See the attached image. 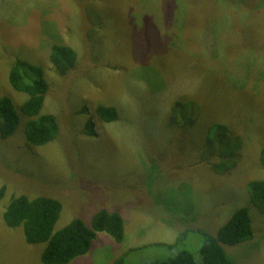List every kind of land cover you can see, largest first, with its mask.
Instances as JSON below:
<instances>
[{
  "label": "rangeland",
  "instance_id": "1",
  "mask_svg": "<svg viewBox=\"0 0 264 264\" xmlns=\"http://www.w3.org/2000/svg\"><path fill=\"white\" fill-rule=\"evenodd\" d=\"M85 13L99 24L88 44L77 32ZM54 43L97 62L62 78L48 59ZM15 56L47 72L43 112L58 118L59 133L40 147L24 139L25 96L8 82ZM4 95L19 123L0 139V264H42L44 243L27 244L21 227L2 219L19 194L61 202L54 231L74 218L89 228L100 209L121 215L120 243L98 232L68 264H111L124 253L126 264L163 262L185 230L179 248L198 258L199 231L216 236L241 207L251 238L223 245L225 253L233 264H264V214L246 192L248 181L264 179V0H0ZM99 104L115 106L118 120L100 121ZM174 106L181 108L170 118ZM215 124L240 139L224 141Z\"/></svg>",
  "mask_w": 264,
  "mask_h": 264
},
{
  "label": "trees",
  "instance_id": "2",
  "mask_svg": "<svg viewBox=\"0 0 264 264\" xmlns=\"http://www.w3.org/2000/svg\"><path fill=\"white\" fill-rule=\"evenodd\" d=\"M94 16L102 28L104 18L99 15L97 9L94 11ZM98 18L100 20H97ZM81 21H83L84 27L83 29L79 28L77 32L83 34L82 39L88 44V37L95 32V27H99V24L97 26L92 23L88 24L86 13L83 14ZM86 26L89 28L86 29ZM88 29L89 31H87ZM83 53L84 57H80L75 47L54 43L48 52V59L55 67L58 76L65 78L71 73L77 72L81 65L85 64L86 68H91L92 64L97 62L92 56L88 55L87 57L85 50ZM84 60L87 63H84ZM33 63L15 56L9 66L8 82L14 91L25 96L18 107L20 114L27 117L24 122V139L28 145L40 147L56 138L59 133V121L55 115L43 112L50 85L45 79L46 71L44 72L40 66ZM84 74L87 73L84 72ZM175 105H179V102ZM179 108L181 107L174 106L170 110L171 113L168 112V117L176 118L175 114L177 110H180ZM182 108H184L183 111H187L189 106ZM18 110L9 96L4 95L0 98L1 140H6L15 132L19 123ZM94 112L97 118L104 123H112L119 118V112L113 105L99 104L95 107ZM150 114L153 115V113ZM166 122L169 123V120ZM170 123L171 125L175 124ZM213 130L224 141L240 139L238 135L230 134V129L225 124H215ZM89 133L87 134L90 135ZM210 142L211 140L205 142L206 147L210 145ZM259 160L264 166V148L260 151ZM206 165L211 166L212 169V164L206 163ZM4 189V186H1L0 200ZM246 192L249 202L260 214H264V179L248 181ZM61 209V202L54 197L39 195L29 198L25 194H19L10 198L2 212V219L8 228L20 226L27 244L44 243L40 254L42 264H68L75 257L86 254L98 232L107 233L118 243L124 238L121 215L105 209H100L92 215L89 228L84 225L81 219L74 218L61 229L54 231ZM199 232L204 235V242L198 250V258L190 251L179 248V245L184 241L185 230L176 237L175 242L168 246L172 250V256L168 260L148 264H233L225 253L223 245L234 246L249 237L251 238L248 210L246 207L236 209L219 228L216 236L209 235L204 231ZM124 255L125 253L115 258L111 264H126L123 259Z\"/></svg>",
  "mask_w": 264,
  "mask_h": 264
}]
</instances>
